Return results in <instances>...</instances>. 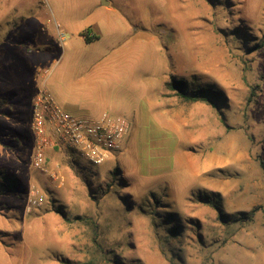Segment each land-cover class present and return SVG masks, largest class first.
<instances>
[{
    "label": "rangeland",
    "instance_id": "rangeland-1",
    "mask_svg": "<svg viewBox=\"0 0 264 264\" xmlns=\"http://www.w3.org/2000/svg\"><path fill=\"white\" fill-rule=\"evenodd\" d=\"M106 1L0 0V173L17 180L0 264H264V0ZM41 87L71 114L125 117L123 148L34 168Z\"/></svg>",
    "mask_w": 264,
    "mask_h": 264
},
{
    "label": "built area",
    "instance_id": "built-area-1",
    "mask_svg": "<svg viewBox=\"0 0 264 264\" xmlns=\"http://www.w3.org/2000/svg\"><path fill=\"white\" fill-rule=\"evenodd\" d=\"M31 127L35 135L33 167L45 170L48 151L58 148H77L91 163H104L123 148L130 123L107 111L99 117L71 114L41 87L34 98ZM43 201L42 196L35 194L30 199L33 205Z\"/></svg>",
    "mask_w": 264,
    "mask_h": 264
},
{
    "label": "trees",
    "instance_id": "trees-1",
    "mask_svg": "<svg viewBox=\"0 0 264 264\" xmlns=\"http://www.w3.org/2000/svg\"><path fill=\"white\" fill-rule=\"evenodd\" d=\"M83 35L86 39V41L91 42L94 39L98 38V34L94 33L93 30L91 28L85 30L83 32ZM185 83L186 81L184 79H180V78H175L172 77L171 80L166 82V88L168 90L174 91L175 93L181 95L184 99L187 100H206L208 102H210L211 104H214L211 95H213L215 92L214 89L212 88H207L205 86H199V87H195L192 88L191 90H185ZM254 96V90L252 92V94L249 97V100H252ZM17 180L11 178L8 174H6L5 172L0 173V195L3 193H7L11 190V187L13 186L14 191L15 188L17 187L16 185ZM13 191V192H14ZM58 212H60L62 215H64V211L62 210H58ZM219 215L222 219H225L227 217L226 214H224L222 212V210L219 209ZM66 264H86V263H81V262H71L70 260H64L63 261ZM89 264H93V263H89Z\"/></svg>",
    "mask_w": 264,
    "mask_h": 264
},
{
    "label": "water",
    "instance_id": "water-1",
    "mask_svg": "<svg viewBox=\"0 0 264 264\" xmlns=\"http://www.w3.org/2000/svg\"><path fill=\"white\" fill-rule=\"evenodd\" d=\"M103 4H108V2L106 0H103Z\"/></svg>",
    "mask_w": 264,
    "mask_h": 264
},
{
    "label": "crops",
    "instance_id": "crops-1",
    "mask_svg": "<svg viewBox=\"0 0 264 264\" xmlns=\"http://www.w3.org/2000/svg\"><path fill=\"white\" fill-rule=\"evenodd\" d=\"M94 33H96V32H94ZM97 34V33H96Z\"/></svg>",
    "mask_w": 264,
    "mask_h": 264
}]
</instances>
